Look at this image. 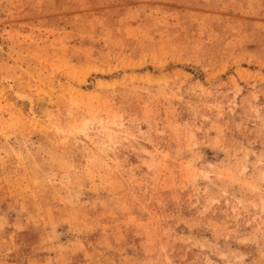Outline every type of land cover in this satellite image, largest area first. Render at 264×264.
Listing matches in <instances>:
<instances>
[{"label":"rangeland","instance_id":"obj_1","mask_svg":"<svg viewBox=\"0 0 264 264\" xmlns=\"http://www.w3.org/2000/svg\"><path fill=\"white\" fill-rule=\"evenodd\" d=\"M0 264H264V0H0Z\"/></svg>","mask_w":264,"mask_h":264}]
</instances>
